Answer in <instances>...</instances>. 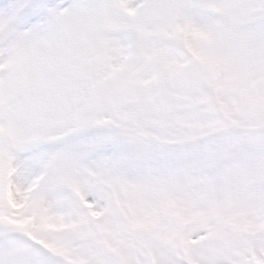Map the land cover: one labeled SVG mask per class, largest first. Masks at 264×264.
Segmentation results:
<instances>
[{
    "label": "snow or ice",
    "instance_id": "1",
    "mask_svg": "<svg viewBox=\"0 0 264 264\" xmlns=\"http://www.w3.org/2000/svg\"><path fill=\"white\" fill-rule=\"evenodd\" d=\"M0 264H264V0H0Z\"/></svg>",
    "mask_w": 264,
    "mask_h": 264
}]
</instances>
